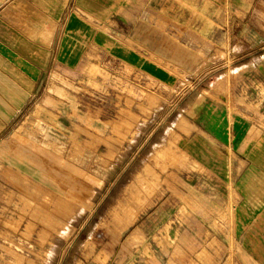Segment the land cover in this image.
Returning a JSON list of instances; mask_svg holds the SVG:
<instances>
[{"label":"crops","instance_id":"obj_1","mask_svg":"<svg viewBox=\"0 0 264 264\" xmlns=\"http://www.w3.org/2000/svg\"><path fill=\"white\" fill-rule=\"evenodd\" d=\"M94 25L115 26L187 70L186 52L208 56V42L228 54L220 86L215 79L182 117L186 166L146 182L157 186L141 190L149 204L122 213L123 228L113 226V233L139 235L128 247L132 264H218L226 250L264 249V0H0V142L14 133L54 144L62 136L108 137L120 109L116 123L133 130L126 108L141 103L130 93L141 91L140 78L152 68L130 64L134 54L110 48ZM132 114L147 120L139 109ZM114 241L83 264H113ZM9 245L0 242V264L14 262ZM249 256L241 251L240 263H252Z\"/></svg>","mask_w":264,"mask_h":264},{"label":"rangeland","instance_id":"obj_2","mask_svg":"<svg viewBox=\"0 0 264 264\" xmlns=\"http://www.w3.org/2000/svg\"><path fill=\"white\" fill-rule=\"evenodd\" d=\"M97 14L95 18L99 17ZM98 27L94 25L95 32L110 40L113 45L110 48L119 45L134 54L130 64L152 68V72L147 69V75L140 78L141 91L130 93L141 104L135 107L129 103L132 109L126 108L127 115L139 109L147 120L138 122L130 113L133 130L124 128L116 123L123 116L120 109V113L115 111L111 116L108 137L62 136L56 137L58 144L53 143L55 138L40 140L19 133L3 137L0 142V242H8L12 247L10 252L15 256L12 264H57L60 256L61 264H70L75 254H78L77 264H83L92 251L101 254L109 242L112 247L113 240L120 248L116 244L115 248L108 249L110 262L132 264L133 251L128 247L134 244L132 238L136 241L139 235L129 230L113 233V226L123 228L122 213L133 210L136 205L149 204L147 194L141 191L157 187L147 185L149 180H166L171 170L186 166L178 143L182 117L191 114L199 99L210 87L214 88L215 79L218 78L215 87L220 86L221 63L223 68L229 67L228 54L223 57L222 53H215L214 42L207 43L213 45L205 52L208 56L186 52L190 60L187 70L163 56H155L143 42L119 35L115 26ZM93 42L101 45L96 37ZM173 50L178 54L183 52L181 47ZM105 60L117 68V62ZM227 74L225 77L229 78ZM150 77L155 80L150 82ZM124 129L127 130L124 132ZM241 251H248L250 264L264 261V249L254 248L226 250L227 254L218 264H242Z\"/></svg>","mask_w":264,"mask_h":264}]
</instances>
